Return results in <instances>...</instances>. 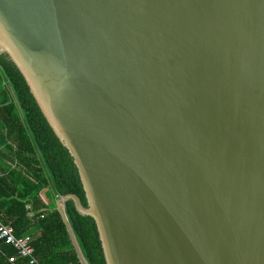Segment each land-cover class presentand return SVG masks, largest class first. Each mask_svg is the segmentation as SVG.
<instances>
[{"label": "water", "instance_id": "obj_1", "mask_svg": "<svg viewBox=\"0 0 264 264\" xmlns=\"http://www.w3.org/2000/svg\"><path fill=\"white\" fill-rule=\"evenodd\" d=\"M0 54L103 264H264V0H0Z\"/></svg>", "mask_w": 264, "mask_h": 264}, {"label": "trees", "instance_id": "obj_2", "mask_svg": "<svg viewBox=\"0 0 264 264\" xmlns=\"http://www.w3.org/2000/svg\"><path fill=\"white\" fill-rule=\"evenodd\" d=\"M86 199L78 172L29 91L23 76L0 54V222L16 235H30L39 264H103L90 216L72 200L55 207L57 197ZM67 224L70 228L68 230ZM14 248L0 244V264ZM22 259H20L21 261Z\"/></svg>", "mask_w": 264, "mask_h": 264}, {"label": "built area", "instance_id": "obj_3", "mask_svg": "<svg viewBox=\"0 0 264 264\" xmlns=\"http://www.w3.org/2000/svg\"><path fill=\"white\" fill-rule=\"evenodd\" d=\"M0 244L9 245L16 251V254L7 256L8 264H39L34 255L31 236L16 235L10 224L0 222Z\"/></svg>", "mask_w": 264, "mask_h": 264}]
</instances>
